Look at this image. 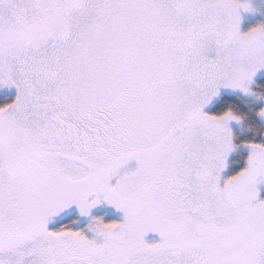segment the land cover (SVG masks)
Here are the masks:
<instances>
[{
    "label": "snow or ice",
    "instance_id": "obj_1",
    "mask_svg": "<svg viewBox=\"0 0 264 264\" xmlns=\"http://www.w3.org/2000/svg\"><path fill=\"white\" fill-rule=\"evenodd\" d=\"M0 264H264V0H0Z\"/></svg>",
    "mask_w": 264,
    "mask_h": 264
}]
</instances>
